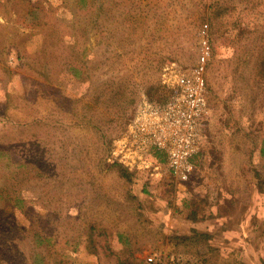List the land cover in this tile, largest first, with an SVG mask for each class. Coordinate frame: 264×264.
<instances>
[{"label":"rangeland","instance_id":"374dc122","mask_svg":"<svg viewBox=\"0 0 264 264\" xmlns=\"http://www.w3.org/2000/svg\"><path fill=\"white\" fill-rule=\"evenodd\" d=\"M202 38L208 109L194 173L181 182L163 161L133 172L109 162L141 97L164 102L162 74L194 67ZM0 113L11 115L0 114V264L264 262L248 208L239 250L238 237L218 250L171 231L185 230L189 199L206 207L225 164L238 208L264 204V0H0Z\"/></svg>","mask_w":264,"mask_h":264},{"label":"built area","instance_id":"2783aa9c","mask_svg":"<svg viewBox=\"0 0 264 264\" xmlns=\"http://www.w3.org/2000/svg\"><path fill=\"white\" fill-rule=\"evenodd\" d=\"M200 49L194 67L171 69L162 74V85L170 90L164 102L141 97L127 132L111 148L109 162L121 164L131 172L157 171L163 159L177 180L184 182L190 178L195 170L194 156L202 150L208 109L205 66L210 46L207 39L202 38ZM164 261L161 255L152 253L145 257L143 264H164Z\"/></svg>","mask_w":264,"mask_h":264},{"label":"crops","instance_id":"0c3cea01","mask_svg":"<svg viewBox=\"0 0 264 264\" xmlns=\"http://www.w3.org/2000/svg\"><path fill=\"white\" fill-rule=\"evenodd\" d=\"M205 147L202 146V150L199 153L204 156ZM162 162L163 159H160ZM164 165H165V161ZM161 164V163H160ZM162 166V164H161ZM210 168V166H204V168ZM195 171V170H194ZM194 173V172H193ZM233 173V174H232ZM204 174V173H203ZM232 174V175H231ZM236 178V169L228 164H225L223 167V171L219 173L217 182L218 184V191L215 193H212L207 196V203L206 207L202 208L199 204H201V200H197V205L193 203L191 199H189V206L188 208H183L181 214L179 215V219H181L185 227V230L183 228H180V226L173 227L171 229L172 233L180 236H194L200 240L203 241L204 246L206 244H211V242H214L216 239L217 244L214 248L221 250L222 247L225 245V238L229 237L232 238V240L236 241V238L238 237L237 246L238 250L241 246L240 239L243 238V236L246 233V228L249 226V219L247 220L246 215L242 216L240 215V212L244 211V208H248L249 214H252V217H254L253 220H258L257 225L255 226V222L253 221L254 227L258 229V233L262 234L264 231V215H262V218H259L256 216L259 207H264L261 198L260 201L258 200V197H253L250 199V204L241 205V207L238 208V204L242 203L239 202L236 191L234 189V186L231 185ZM257 185V184H256ZM258 188V186H257ZM257 194V189H254V196ZM205 200V199H204ZM259 202V206H258ZM153 214L155 216H159L161 218L168 216L171 214L170 209L165 206V209L163 208L159 209V211L155 210ZM163 212V213H162ZM263 212V211H262ZM255 213V216H254ZM258 218V219H256ZM178 222L176 218H172V220ZM178 219V218H177ZM243 235V236H241ZM248 237V234L246 235ZM220 238L221 240H218ZM234 238V239H233ZM246 239H244L245 241ZM239 243V245H238ZM227 244H230L229 242ZM237 247H233L231 251L236 250ZM229 250V247H228ZM170 260L173 259V257L169 258ZM261 263V262H260ZM259 263V264H260Z\"/></svg>","mask_w":264,"mask_h":264},{"label":"trees","instance_id":"16d2710c","mask_svg":"<svg viewBox=\"0 0 264 264\" xmlns=\"http://www.w3.org/2000/svg\"><path fill=\"white\" fill-rule=\"evenodd\" d=\"M32 61H34V59H33ZM25 62H26V61H25ZM32 65H33V63H32ZM38 65H39V64H38ZM41 67H42V66H41ZM0 114L11 118V115H7V114H3V113H0ZM1 115H0V116H1ZM262 152L264 153V149L262 150ZM119 165H121V164H119ZM121 166H122V165H121ZM0 258H2V255H0ZM260 264H264V262H261Z\"/></svg>","mask_w":264,"mask_h":264}]
</instances>
